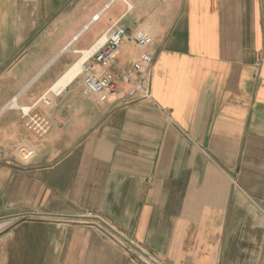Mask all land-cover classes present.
Here are the masks:
<instances>
[{
	"label": "crops",
	"instance_id": "1",
	"mask_svg": "<svg viewBox=\"0 0 264 264\" xmlns=\"http://www.w3.org/2000/svg\"><path fill=\"white\" fill-rule=\"evenodd\" d=\"M115 23L121 68L153 39L150 98L54 90ZM6 218L0 264H264V0H0Z\"/></svg>",
	"mask_w": 264,
	"mask_h": 264
},
{
	"label": "built area",
	"instance_id": "2",
	"mask_svg": "<svg viewBox=\"0 0 264 264\" xmlns=\"http://www.w3.org/2000/svg\"><path fill=\"white\" fill-rule=\"evenodd\" d=\"M98 18V15L94 16L93 21ZM127 40L129 37L125 30L116 23L111 24L95 46L89 50V55L81 64L79 75L83 76V86L86 92L99 102H105L110 96L118 93L121 82L131 84L129 94L132 97L136 99L150 98L154 65V56L150 49L153 45V39L143 32H136L131 40L138 52V57L128 68H121L116 61L117 54ZM96 68H101L104 71H96ZM133 75L134 77H132ZM49 94H55V92L53 90L46 92L27 107H16L26 121L25 126L34 132L39 139H43L47 135L50 124L47 119L34 113V109L40 103L49 107L50 100L47 98ZM17 153L23 162L30 161L34 155L32 150L23 148H18ZM152 263L155 262L152 261Z\"/></svg>",
	"mask_w": 264,
	"mask_h": 264
},
{
	"label": "bare ground",
	"instance_id": "3",
	"mask_svg": "<svg viewBox=\"0 0 264 264\" xmlns=\"http://www.w3.org/2000/svg\"><path fill=\"white\" fill-rule=\"evenodd\" d=\"M103 41V39H102ZM89 51L88 52H84L83 53V58L82 60H80L68 73L67 75L61 79V81L54 87V90H60L62 89L69 81L72 80V78H74L75 76H77L80 72L81 69V64L82 62L87 58V56L89 55ZM12 107L16 108L17 106L15 105V102H11Z\"/></svg>",
	"mask_w": 264,
	"mask_h": 264
},
{
	"label": "water",
	"instance_id": "4",
	"mask_svg": "<svg viewBox=\"0 0 264 264\" xmlns=\"http://www.w3.org/2000/svg\"><path fill=\"white\" fill-rule=\"evenodd\" d=\"M16 222V218H6L0 220V232Z\"/></svg>",
	"mask_w": 264,
	"mask_h": 264
}]
</instances>
